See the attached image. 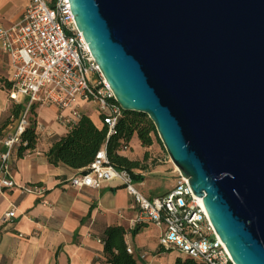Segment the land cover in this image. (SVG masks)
Returning <instances> with one entry per match:
<instances>
[{"label": "water", "instance_id": "obj_1", "mask_svg": "<svg viewBox=\"0 0 264 264\" xmlns=\"http://www.w3.org/2000/svg\"><path fill=\"white\" fill-rule=\"evenodd\" d=\"M120 110L152 123L234 264H264V0H67Z\"/></svg>", "mask_w": 264, "mask_h": 264}, {"label": "built area", "instance_id": "obj_2", "mask_svg": "<svg viewBox=\"0 0 264 264\" xmlns=\"http://www.w3.org/2000/svg\"><path fill=\"white\" fill-rule=\"evenodd\" d=\"M0 49L9 57L8 99L20 108L12 131L0 140V189L18 188L20 194L43 195L42 186H22L11 175V163L22 134L32 129L36 141L55 137L52 129L34 118L38 107L56 108L55 124L68 132L80 118V105L94 106L100 125L114 133L120 108L102 77L87 44L77 30L67 0H27L22 19L9 27L0 26ZM125 149V147H123ZM177 174L172 189L149 198L135 187L130 172L112 165L103 145L94 160L68 180L75 188H102L116 181L132 198L137 217L133 225L152 223L162 232L158 243L173 249L197 264H234L215 234L201 203L193 195L188 180ZM15 217L14 208L3 214V222ZM126 252L133 255L130 246ZM144 258V255L141 256Z\"/></svg>", "mask_w": 264, "mask_h": 264}, {"label": "crops", "instance_id": "obj_3", "mask_svg": "<svg viewBox=\"0 0 264 264\" xmlns=\"http://www.w3.org/2000/svg\"><path fill=\"white\" fill-rule=\"evenodd\" d=\"M26 3L27 0H0V26L18 23ZM8 78L9 57L0 49V127L8 120L11 122L3 130L4 137L15 125L11 114L14 104L8 99ZM89 106L94 108L81 104V114ZM56 115V108L51 106L34 110L38 122L52 129L55 136H62L66 132L55 124ZM90 119L100 127L97 114ZM52 138L42 137L21 158L15 154L11 163V175L17 185L42 186L43 195L20 194L18 188L0 189V264H109L103 234L110 226L123 227L125 243L131 247L138 264H174L176 258L185 259L178 251L159 245L162 228L147 222L133 225L137 210L118 182H105L98 190L70 186L68 180L77 171L54 167L46 160ZM124 147L118 154L139 163L133 174L141 178L135 183H143L139 191L145 196L152 198L155 186L162 189V183L167 184L160 177L171 179L168 184L174 186L176 180L171 178L174 172L165 173L167 163L156 154L153 143L142 147L134 135ZM150 180L152 189L146 187ZM167 192L163 190L159 196ZM12 207L15 217L3 222V214Z\"/></svg>", "mask_w": 264, "mask_h": 264}, {"label": "trees", "instance_id": "obj_4", "mask_svg": "<svg viewBox=\"0 0 264 264\" xmlns=\"http://www.w3.org/2000/svg\"><path fill=\"white\" fill-rule=\"evenodd\" d=\"M20 108L14 105L11 109L12 116L18 117ZM8 120L0 127V139H3V130L10 124ZM136 136L140 146L148 147L153 139L159 141L155 128L145 115L124 112L115 126L114 133L108 135L104 125L96 126L89 116L81 114L75 126L62 136H55L45 153L47 162L54 166H63L74 171H83L93 160L98 150L105 145L108 159L117 169H124L132 175L134 182L141 178L133 174L138 168V162L130 161L118 152ZM22 137L26 140L25 146H20L16 156L21 158L25 152L35 148L36 135L32 129H26ZM137 229L133 230L135 234ZM104 249L109 255V264H138V260L126 252L127 245L124 240L125 231L121 226H110L104 231ZM114 250V252H113ZM174 264H197L190 259L176 258Z\"/></svg>", "mask_w": 264, "mask_h": 264}, {"label": "rangeland", "instance_id": "obj_5", "mask_svg": "<svg viewBox=\"0 0 264 264\" xmlns=\"http://www.w3.org/2000/svg\"><path fill=\"white\" fill-rule=\"evenodd\" d=\"M85 114L87 115V116H89V117H93L94 119H95V117H96V110L94 109V108H92L91 106H89V107H87L86 109H85ZM153 145L155 146V149H156V154L157 155H160V156H163V158L165 159V161H166V165H167V170L165 171V173H170V171L173 173V165H172V163L170 162V160H169V158H168V156H167V154H166V152H165V150L163 149V147H162V145H161V143H160V141H158V140H156V139H153ZM133 172V171H132ZM135 175V174H134ZM138 175V174H137ZM171 178L173 179V180H176L177 179V174L174 172L173 174H171ZM158 179H162V180H164L167 184H163L162 183V189L164 190V192H167V191H169V189L172 187V185L171 184H168V183H171L172 181H171V179H169V178H167V177H160V178H158ZM143 186V183L141 182V183H135V187L138 189V190H140V188ZM148 189H152L153 188V181L152 180H150V182L147 184V186H146ZM161 189V187H158V186H155L154 187V189H153V192H151L152 193V195H154V196H152V197H157V196H159V194L163 191Z\"/></svg>", "mask_w": 264, "mask_h": 264}, {"label": "bare ground", "instance_id": "obj_6", "mask_svg": "<svg viewBox=\"0 0 264 264\" xmlns=\"http://www.w3.org/2000/svg\"><path fill=\"white\" fill-rule=\"evenodd\" d=\"M177 169V168H176ZM201 203H202V201H201Z\"/></svg>", "mask_w": 264, "mask_h": 264}]
</instances>
